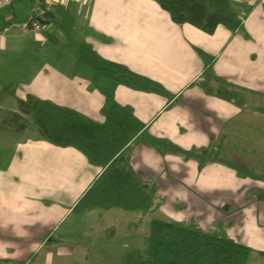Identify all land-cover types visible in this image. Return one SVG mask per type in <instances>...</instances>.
I'll list each match as a JSON object with an SVG mask.
<instances>
[{
    "label": "crops",
    "instance_id": "1",
    "mask_svg": "<svg viewBox=\"0 0 264 264\" xmlns=\"http://www.w3.org/2000/svg\"><path fill=\"white\" fill-rule=\"evenodd\" d=\"M49 2L73 13L74 40L159 82L169 93L115 88V100L131 107L148 134L185 150L212 147L223 160L259 175L243 174L215 159L199 167L195 159L159 152L147 145L146 137L139 139L129 146V164L140 179L156 183L159 207L152 215L175 221L195 218L205 231L222 226L229 238L251 249L249 258L264 264V0H232L242 28L218 25L212 33L174 23L153 0ZM61 34L45 24L36 37L47 44L51 35L57 42L50 41L61 45ZM4 41L0 34V49ZM56 57L26 63L15 78L9 75L12 70L0 71V264H24L53 238L77 239L85 247L95 234H104L84 217L99 210L95 214L100 218L110 209L72 211L101 167L74 147L46 141L22 110L32 96L104 121V97L92 84L91 71L76 65L75 54L67 65ZM206 59L211 72L242 97L241 104L204 90L218 84L204 76ZM129 222L122 223L126 227ZM112 236L106 234L121 254L130 249Z\"/></svg>",
    "mask_w": 264,
    "mask_h": 264
},
{
    "label": "trees",
    "instance_id": "2",
    "mask_svg": "<svg viewBox=\"0 0 264 264\" xmlns=\"http://www.w3.org/2000/svg\"><path fill=\"white\" fill-rule=\"evenodd\" d=\"M156 1L176 24L187 23L206 33H212L218 25L232 31L242 28V21L233 8L232 0ZM37 6L44 9L39 18L42 24H52L62 31L66 38L64 45L73 50L76 65L85 66L91 71L92 84L104 97L102 123L87 119L75 110L49 100L29 96L22 104V110L30 116L32 126L46 141L60 147H74L91 164L101 167L100 174L76 202L72 211L80 214L95 208H118L138 212L139 221L149 217L143 247L126 250L120 264H247L251 249L229 238L222 226L215 231H205L195 219L175 221L153 217L152 214L159 207V201H156V183L142 180L136 175L129 164V146L146 137L147 145L157 151L173 152L186 159H195L199 167L215 159L243 174L259 175L239 163L223 160L212 147L185 150L167 139L148 134L131 107L120 105L115 100V88L124 85L167 97L169 93L164 87L123 64L101 57L88 43L74 40V15L62 5L56 4L46 9L42 0H38ZM35 16L34 13L28 22ZM48 37L54 43L57 42L51 35ZM206 60L204 76L218 84L204 87V90L241 104L242 97L231 84L211 72L210 59Z\"/></svg>",
    "mask_w": 264,
    "mask_h": 264
},
{
    "label": "rangeland",
    "instance_id": "3",
    "mask_svg": "<svg viewBox=\"0 0 264 264\" xmlns=\"http://www.w3.org/2000/svg\"><path fill=\"white\" fill-rule=\"evenodd\" d=\"M37 1L18 0L11 6L0 10V26L2 28L0 34L5 40V48L0 49V71H3L2 74H9V71L12 70L9 75L13 78L18 77L16 74L20 69H23L22 66L26 63L51 61L57 58V54L60 55L62 64L67 65L69 61L74 59L73 50L64 47L66 40L62 34L60 36L64 41L63 44H53L50 40H47L48 42L45 44L44 41H38L36 34L25 27V24L28 23L34 14ZM153 1L157 3L156 0ZM75 36L78 37L77 32L72 33V38ZM44 44L46 47L48 46L45 49ZM39 49H41V53L37 52ZM259 121H261V118ZM262 122H264V119ZM96 211H91L84 219L92 222V228L96 232H101V229L106 231L107 228L106 232L103 230V235L95 234L92 238L93 241L85 242V247L78 243L77 239L57 242L53 238L42 243L36 254H32L30 259L24 264H120L123 255L121 254L122 250L114 248L113 246L117 245V243L108 241L107 239L110 238H107L106 234L114 235L112 236L113 239L119 240V242H127L129 248L143 247L142 239L148 232V216L137 222L140 216L138 212L113 208L109 211H104L103 216L98 218L95 214ZM121 214L125 215L122 216ZM152 216L168 219L160 214ZM128 218L130 222L125 227L122 222ZM63 224L65 226L69 224L68 219ZM84 224L87 225L88 223L84 222ZM74 228L80 229L81 227L74 226ZM130 231H133V233ZM259 262L260 259L252 257L248 259L247 264H258Z\"/></svg>",
    "mask_w": 264,
    "mask_h": 264
},
{
    "label": "built area",
    "instance_id": "4",
    "mask_svg": "<svg viewBox=\"0 0 264 264\" xmlns=\"http://www.w3.org/2000/svg\"><path fill=\"white\" fill-rule=\"evenodd\" d=\"M15 1L16 0H0V9L11 6ZM42 2L44 3L46 9L52 6V4L50 5L49 0H42ZM43 12V8L36 6L34 11L36 16L30 22L25 24V27L33 33L38 34L42 29L45 28V24H42L39 19L40 17H42Z\"/></svg>",
    "mask_w": 264,
    "mask_h": 264
}]
</instances>
